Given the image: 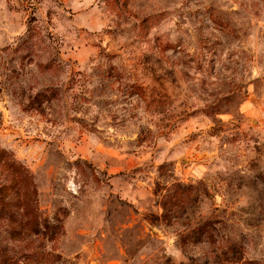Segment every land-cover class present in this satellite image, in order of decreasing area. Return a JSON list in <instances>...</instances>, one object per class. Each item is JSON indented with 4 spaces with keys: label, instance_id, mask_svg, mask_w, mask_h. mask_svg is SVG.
Here are the masks:
<instances>
[{
    "label": "rangeland",
    "instance_id": "obj_1",
    "mask_svg": "<svg viewBox=\"0 0 264 264\" xmlns=\"http://www.w3.org/2000/svg\"><path fill=\"white\" fill-rule=\"evenodd\" d=\"M0 264H264V0H0Z\"/></svg>",
    "mask_w": 264,
    "mask_h": 264
}]
</instances>
